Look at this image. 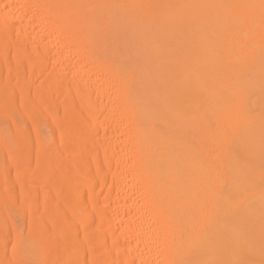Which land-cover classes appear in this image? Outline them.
Returning a JSON list of instances; mask_svg holds the SVG:
<instances>
[{
  "label": "bare ground",
  "instance_id": "1",
  "mask_svg": "<svg viewBox=\"0 0 264 264\" xmlns=\"http://www.w3.org/2000/svg\"><path fill=\"white\" fill-rule=\"evenodd\" d=\"M258 258L264 0H0V264Z\"/></svg>",
  "mask_w": 264,
  "mask_h": 264
},
{
  "label": "rangeland",
  "instance_id": "2",
  "mask_svg": "<svg viewBox=\"0 0 264 264\" xmlns=\"http://www.w3.org/2000/svg\"><path fill=\"white\" fill-rule=\"evenodd\" d=\"M258 259H259V260L255 259V261H256V262L254 261V263H255V264H259V263H261V262H263V261H264V259H263V258H262V259H261V258H258ZM260 259H261V262H260ZM262 260H263V261H262ZM258 262H259V263H258ZM262 264H264V263H262Z\"/></svg>",
  "mask_w": 264,
  "mask_h": 264
}]
</instances>
